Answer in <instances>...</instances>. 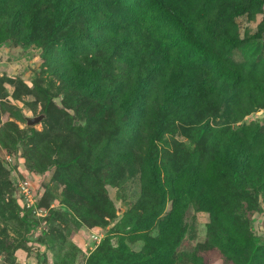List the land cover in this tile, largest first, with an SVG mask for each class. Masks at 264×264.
I'll use <instances>...</instances> for the list:
<instances>
[{
  "label": "rangeland",
  "instance_id": "1",
  "mask_svg": "<svg viewBox=\"0 0 264 264\" xmlns=\"http://www.w3.org/2000/svg\"><path fill=\"white\" fill-rule=\"evenodd\" d=\"M20 1L0 0V264H264V0L250 20L229 13L201 135L166 115L142 37L108 66L115 48L89 31L60 43L44 5Z\"/></svg>",
  "mask_w": 264,
  "mask_h": 264
},
{
  "label": "trees",
  "instance_id": "2",
  "mask_svg": "<svg viewBox=\"0 0 264 264\" xmlns=\"http://www.w3.org/2000/svg\"><path fill=\"white\" fill-rule=\"evenodd\" d=\"M30 2L44 5L45 12L43 17L39 16V20L48 26L51 35L61 31L57 36L60 43L81 36L82 31H89L93 33V43L97 42L109 51L115 48L114 52L106 56L105 63L108 66L114 64L113 56L118 53L119 57L127 50L137 53L135 47L127 46L133 40L131 35L142 37L139 40L147 44V50H154L159 56L153 62L149 59L152 62L149 71L160 72L166 96L170 99L166 115L173 116V104L177 115L184 116L180 118L187 120V123H183L187 128L184 130L198 126L199 135L206 131V126L201 123L206 116L201 108L204 105L200 106L204 101L201 80L213 73V67L215 70L219 69L221 60L216 48L221 44L234 42L233 36L228 35L226 20L229 13L234 9L237 16H245L250 20L255 14L262 12L263 4V0H24L20 4L28 6ZM111 9L123 10L124 14L119 13L121 16H118L109 11ZM21 16L29 18L26 23L35 20L31 15L20 13L18 17ZM113 19L118 21L117 24ZM87 23L89 27L84 30ZM121 23H125L131 32L121 30ZM262 29L263 25L260 24L259 30ZM159 50L162 53H158ZM64 55L69 58L62 60L63 72L65 75L72 74L74 67H77L79 55H73V52ZM97 61V58L91 59L92 65L97 66ZM95 68L92 67L93 70ZM109 70L111 73L116 71ZM220 71L222 75L227 74V70ZM92 85L95 87L93 90L90 89ZM99 85L90 80L84 83L85 92L96 90L92 96L101 97L102 94L97 90ZM213 89L212 87L211 90ZM186 107L189 110L184 112ZM162 132L166 131L159 129L153 138L154 145H160L163 140ZM193 174L196 176L197 171H193ZM208 196V200L217 202L213 194L208 193Z\"/></svg>",
  "mask_w": 264,
  "mask_h": 264
}]
</instances>
